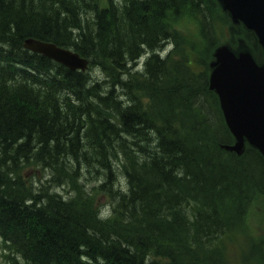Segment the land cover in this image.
Instances as JSON below:
<instances>
[{
	"label": "trees",
	"instance_id": "16d2710c",
	"mask_svg": "<svg viewBox=\"0 0 264 264\" xmlns=\"http://www.w3.org/2000/svg\"><path fill=\"white\" fill-rule=\"evenodd\" d=\"M183 11L213 46L224 20L214 0H0V243L9 264H230L233 234L264 198V160L249 147L241 156L220 149L232 137L206 71L193 72L182 53L160 58L169 41L181 52L167 20ZM228 35L259 59L252 32L230 26ZM27 37L72 48L89 71L24 49ZM112 164L126 174L122 200L108 189ZM92 176L114 203L106 225L84 190ZM116 216L123 221L112 225ZM251 250L261 262L264 247Z\"/></svg>",
	"mask_w": 264,
	"mask_h": 264
},
{
	"label": "water",
	"instance_id": "95a60500",
	"mask_svg": "<svg viewBox=\"0 0 264 264\" xmlns=\"http://www.w3.org/2000/svg\"><path fill=\"white\" fill-rule=\"evenodd\" d=\"M221 1L233 22L241 21L255 33L264 59V0ZM24 46L70 69H84L86 65L77 54L50 43L26 39ZM214 57L209 87L217 94L225 123L234 137V143L224 148L241 154L247 142L264 158V65L257 64L249 52L235 54L226 46L218 47Z\"/></svg>",
	"mask_w": 264,
	"mask_h": 264
},
{
	"label": "rangeland",
	"instance_id": "374dc122",
	"mask_svg": "<svg viewBox=\"0 0 264 264\" xmlns=\"http://www.w3.org/2000/svg\"><path fill=\"white\" fill-rule=\"evenodd\" d=\"M170 27L183 35V37L187 40V46L190 49L198 50V53L205 50V47L201 45L199 40L200 36L198 37L197 29L192 19L181 16L178 20L172 21ZM25 172L27 174L28 170ZM91 180L93 181V176L88 179V182H91ZM92 184L93 183L90 185ZM62 194L64 195L65 193L62 192ZM96 198L100 199L99 202H101L103 207L106 206L107 203L105 202L106 199H104V197L96 195ZM250 209L251 211L248 213L246 226L244 227L242 234H239L236 238L238 241L229 245L231 254H236L241 246L243 247V251H247V247L251 245L252 241L264 237V199L256 201L254 206ZM262 245L264 247V243H262ZM7 253V251L3 250L2 245H0V264H9L8 259L6 258ZM231 256L230 258L232 259ZM257 259L258 253H250L244 257V261L247 264H255Z\"/></svg>",
	"mask_w": 264,
	"mask_h": 264
},
{
	"label": "bare ground",
	"instance_id": "6f19581e",
	"mask_svg": "<svg viewBox=\"0 0 264 264\" xmlns=\"http://www.w3.org/2000/svg\"><path fill=\"white\" fill-rule=\"evenodd\" d=\"M3 56V55H2ZM1 56V57H2ZM3 58V57H2ZM137 62V61H136ZM122 97V96H121ZM125 104V103H124ZM124 104H123V106H124ZM120 105L121 104H119V103H117V106L118 107H120ZM122 106V105H121ZM125 108V107H124ZM123 113V112H122ZM115 120H117V119H115ZM114 121V120H113ZM120 121V120H119ZM115 122V121H114ZM139 122H145L144 120H139ZM141 123H140V125H141ZM109 124V123H108ZM102 126V125H101ZM142 126V125H141ZM138 126H136V127H134V128H137ZM149 127V126H148ZM94 128V127H93ZM151 128H152V126H151ZM156 129V128H155ZM153 130V129H152ZM135 131V130H134ZM143 131H144V128H143ZM147 131V130H146ZM149 131V130H148ZM153 132V131H152ZM157 132V131H156ZM159 133H161L160 131H158ZM151 133V132H150ZM158 133V134H159ZM135 134H137V132L135 133ZM143 134V133H142ZM154 134V133H153ZM125 135V134H124ZM145 136V135H144ZM152 136V135H151ZM153 136H155V135H153ZM152 136V137H153ZM156 136H157V134H156ZM159 136V135H158ZM130 137V135L128 136V138ZM135 137V136H134ZM136 137H138V136H136ZM147 137V136H146ZM121 138H122V136H121ZM131 138H133V137H131ZM142 138V137H141ZM154 138V137H153ZM155 139H157V137H155ZM135 140V139H134ZM158 140V139H157ZM141 141V140H140ZM151 141H152V139H151ZM160 141H162V140H160ZM130 142V141H129ZM143 142V141H142ZM141 142V143H142ZM131 143V142H130ZM144 143V142H143ZM154 143V142H153ZM160 143V142H159ZM128 144V143H127ZM146 144V143H145ZM152 144V143H151ZM161 144V143H160ZM152 145H155V144H152ZM159 145V144H158ZM164 145V144H163ZM142 147H144V146H142ZM162 147V146H161ZM133 148V147H132ZM145 148V147H144ZM155 148V147H154ZM158 148V147H157ZM137 149V148H136ZM156 149V148H155ZM147 150V149H146ZM153 150V149H152ZM134 151V150H133ZM135 153V152H134ZM105 170L104 169H101L100 171H99V173H102V172H104ZM110 171L112 172V173H114L115 172V174H117L116 176H114V179H115V181H118V182H120V184H112L111 185V187H109L108 189L110 190L109 192H111V194L116 198V199H120V200H122L121 199V197H120V195H117V192H119V193H124L125 195L128 193V190H127V186L128 185H125L126 183H127V179H126V174L125 173H123L122 171H121V169L119 168V169H115L114 168V165L112 164V165H110ZM125 174V175H124ZM100 176V175H99ZM102 177V176H101ZM112 178H113V176H112ZM89 183H91L90 181H89ZM125 185V186H124ZM81 186H82V184H81ZM110 194V193H109ZM110 196V195H109ZM112 196V197H113ZM111 198V197H110ZM112 200V199H111ZM28 201V200H27ZM113 201V200H112ZM117 201V200H116ZM119 201V200H118ZM179 201V200H178ZM121 202V201H120ZM177 202V201H176ZM116 203H118V202H116ZM174 203V202H173ZM178 203V202H177ZM181 204V203H180ZM117 205V204H116ZM186 205V204H185ZM118 206H119V204H118ZM183 207V206H182ZM119 208V207H118ZM181 209V208H180ZM123 210V209H122ZM125 210V209H124ZM112 212H113V209H108L107 211H106V215L107 216H105V215H101V214H99V213H97V215H98V217L100 218L99 220H100V222H104V224L106 225L107 224V221L106 220H108L107 218H109L111 215H112ZM123 212H125V211H123ZM126 212H129V211H127L126 210ZM125 212V213H126ZM193 215V214H192ZM114 221L112 222V225H119V224H121L122 223V221H123V218L121 217V216H119V217H117L116 216V218H114L113 219ZM109 225H110V223H109ZM111 235H112V233H111ZM125 236V235H124ZM123 236V237H124ZM126 237H129L128 235H126Z\"/></svg>",
	"mask_w": 264,
	"mask_h": 264
}]
</instances>
